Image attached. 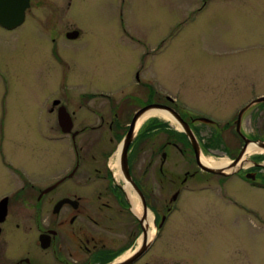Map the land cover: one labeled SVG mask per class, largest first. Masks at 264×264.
Listing matches in <instances>:
<instances>
[{"label":"rangeland","instance_id":"374dc122","mask_svg":"<svg viewBox=\"0 0 264 264\" xmlns=\"http://www.w3.org/2000/svg\"><path fill=\"white\" fill-rule=\"evenodd\" d=\"M32 3L24 26L13 32L0 28V74L8 82L0 77V106H6L0 108V115L6 114L7 122L14 123V135L6 139V144L14 154L23 153L27 161H34L35 170L42 160L58 164L62 151L67 154V138L60 143L48 141L31 119L41 103L56 93L60 74L67 84L65 91L68 84H76L85 92L110 90L119 99L123 92L137 88L134 83L140 71L146 83L199 109L190 107L192 110L207 112V118L215 124L223 123L219 118L231 117L243 91L246 99L253 89L258 96L264 95V0ZM49 19H54L63 33L81 31L78 41L65 39V45H60L61 62L44 54L48 45L45 37L51 41L53 36L44 23ZM48 125L52 126V119ZM209 128L211 133L217 130L212 125ZM8 130L9 126L5 128ZM217 140L218 136L209 139L211 143ZM230 144L235 151L234 140L230 139ZM212 146L203 157L235 160L220 154L216 144ZM254 155H264V150ZM171 163L179 179L186 170L197 169L196 164L191 167L179 156ZM224 178L211 173L194 178L201 186L185 193L143 261L264 264V191L244 193L231 188L228 192L260 214L263 219L259 220L221 200L215 186ZM227 179L233 186L238 179L236 172Z\"/></svg>","mask_w":264,"mask_h":264},{"label":"flooded vegetation","instance_id":"af4514ba","mask_svg":"<svg viewBox=\"0 0 264 264\" xmlns=\"http://www.w3.org/2000/svg\"><path fill=\"white\" fill-rule=\"evenodd\" d=\"M32 2L19 26L0 28L13 32L24 26ZM44 23L53 35L51 41L45 37L48 45L44 54L61 62L60 45H65L66 40L78 41L81 31L63 33L54 19ZM0 77L8 83L7 77ZM63 78L60 74L56 93L41 103L42 111L39 109L31 117L48 141L60 143L67 138V154L62 151L58 164L41 158L42 165L35 170L34 161H27L23 153L14 154L5 142L14 135L13 120L7 122L6 114L0 115V264H149L143 261L146 254L159 241L185 193L201 186L194 178L210 174L200 168L188 132L197 141L201 157L215 144V149L229 159L243 154L233 186L224 175L215 187L221 200L263 219L228 192L231 188L244 193L264 191V155L249 154L246 146V140L264 143V102L256 103L264 95L258 96L253 89L246 99L248 95L243 91L231 117L219 118L223 123L215 124L202 120L209 115L207 112L199 113L195 110L198 108L177 95L163 93L146 83L140 71L134 83L137 88L123 92L119 99L110 90L85 92L76 84H68L65 91L67 84ZM244 99L247 101L243 102ZM147 108L135 121L136 115ZM153 109L167 117H149L137 128L138 121ZM51 119L52 126L48 125ZM210 125L217 130L211 133ZM8 126L10 130L5 131ZM131 132L133 139L124 169L121 149ZM211 136H218L216 143L209 141ZM230 139L234 140L235 151ZM176 156L187 160L191 167L196 164L197 169L186 170L179 179L171 163ZM127 187L138 199L144 212L142 217L134 212ZM148 211L154 216L156 229L150 240ZM143 246L148 250L134 259ZM186 264L198 262L190 259Z\"/></svg>","mask_w":264,"mask_h":264},{"label":"water","instance_id":"95a60500","mask_svg":"<svg viewBox=\"0 0 264 264\" xmlns=\"http://www.w3.org/2000/svg\"><path fill=\"white\" fill-rule=\"evenodd\" d=\"M30 6V0H0V25L4 26L8 29H13L17 26H19L23 20L25 19V12L27 8ZM75 38V37H74ZM264 102V97L259 98L256 100V103H262ZM149 108L142 110L139 114L136 115L135 121L139 118L141 114H143L145 111H147ZM206 123H213L212 121L208 119H202ZM135 124V123H134ZM181 124V123H180ZM182 125V124H181ZM184 127V125H182ZM185 129V127H184ZM188 132V130H187ZM189 137L191 138V141L197 151V161L200 166V168L208 173L212 174H220L229 176L234 174L240 169V160L243 157V154H241L237 159L232 161L230 165L225 169H219V168H212L207 167L201 162V156L200 151L198 150V144L195 138L192 136L190 132H188ZM133 139V133H129V135L125 138L122 149H121V160H122V167L126 169L127 163V150L128 147ZM246 146L254 145L256 144L260 149L264 150V143L261 141H247L246 140ZM147 239V236H146ZM147 244V243H146ZM148 250L147 246H143L142 249L134 254V259H138L141 257L146 251Z\"/></svg>","mask_w":264,"mask_h":264},{"label":"bare ground","instance_id":"6f19581e","mask_svg":"<svg viewBox=\"0 0 264 264\" xmlns=\"http://www.w3.org/2000/svg\"><path fill=\"white\" fill-rule=\"evenodd\" d=\"M155 116L167 117V115L165 113L159 112V111L154 110V109L150 110L143 116V118L141 120L138 121L137 128L140 126L142 120H145L149 117H155ZM257 152H263V150L260 149L256 144L250 145L247 149V153H249V154L257 153ZM201 162L207 167L219 168V169H225V170L231 163L227 160H220V161L218 160L217 161L214 159H208V158L203 157V156L201 157ZM117 166H119V164ZM126 189L128 191L129 197H130L131 202L133 204L134 212L136 213L137 216L142 217L144 212H143V209L141 208L140 204L138 203V199L130 194V190L128 187ZM153 220H154L153 214L151 213V211H148L147 212V223L150 224L149 240L153 239L154 236L156 235V229L154 227V221ZM129 255H131V254H129ZM126 257H128V255Z\"/></svg>","mask_w":264,"mask_h":264}]
</instances>
